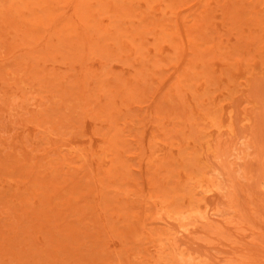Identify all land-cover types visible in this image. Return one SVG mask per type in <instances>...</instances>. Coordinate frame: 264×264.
<instances>
[{
	"label": "rangeland",
	"instance_id": "obj_1",
	"mask_svg": "<svg viewBox=\"0 0 264 264\" xmlns=\"http://www.w3.org/2000/svg\"><path fill=\"white\" fill-rule=\"evenodd\" d=\"M263 182L264 0H0V264H264Z\"/></svg>",
	"mask_w": 264,
	"mask_h": 264
},
{
	"label": "bare ground",
	"instance_id": "obj_2",
	"mask_svg": "<svg viewBox=\"0 0 264 264\" xmlns=\"http://www.w3.org/2000/svg\"><path fill=\"white\" fill-rule=\"evenodd\" d=\"M239 136H240V135H239ZM240 139H241V138H239V140H240ZM239 142H240V141H239ZM244 143H245V142H244ZM242 144H243V143H241V142L239 143V145H242ZM242 146H243V145H242ZM245 146H247V145H245ZM247 148H249V146H247ZM247 148L245 147L244 149H247ZM241 149H242V148H241V147H238V145H237L236 148H235V150H237V151H240ZM242 151H243V150H242ZM242 151H241V152H242ZM241 152H239V153H241ZM239 153H238V154H239ZM233 154H234V153H233ZM238 154H236V155H238ZM235 157L237 158V157H239V155H238V156H235ZM240 157H241V159L243 158L242 156H240ZM239 159H240V158H239ZM241 159H240V160H241ZM237 160H238V159H237ZM239 164H240V163H239ZM239 167H240V165H239ZM239 169H241V168H239ZM261 178H262V177H261ZM261 178H260V179H261ZM263 183H264V182H263ZM261 186H262V184H261ZM262 187H263V186H262Z\"/></svg>",
	"mask_w": 264,
	"mask_h": 264
}]
</instances>
